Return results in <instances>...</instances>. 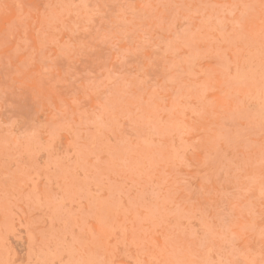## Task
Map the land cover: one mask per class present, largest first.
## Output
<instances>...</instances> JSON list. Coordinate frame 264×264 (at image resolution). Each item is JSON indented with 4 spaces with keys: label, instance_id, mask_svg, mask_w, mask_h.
<instances>
[{
    "label": "rangeland",
    "instance_id": "1",
    "mask_svg": "<svg viewBox=\"0 0 264 264\" xmlns=\"http://www.w3.org/2000/svg\"><path fill=\"white\" fill-rule=\"evenodd\" d=\"M0 264H264V0H0Z\"/></svg>",
    "mask_w": 264,
    "mask_h": 264
}]
</instances>
